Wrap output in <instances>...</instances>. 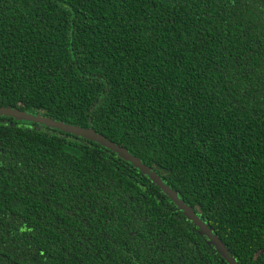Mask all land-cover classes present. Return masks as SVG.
<instances>
[{
  "label": "trees",
  "instance_id": "obj_1",
  "mask_svg": "<svg viewBox=\"0 0 264 264\" xmlns=\"http://www.w3.org/2000/svg\"><path fill=\"white\" fill-rule=\"evenodd\" d=\"M0 107L93 129L264 264V0H0ZM0 264L227 262L116 153L0 115Z\"/></svg>",
  "mask_w": 264,
  "mask_h": 264
},
{
  "label": "water",
  "instance_id": "obj_2",
  "mask_svg": "<svg viewBox=\"0 0 264 264\" xmlns=\"http://www.w3.org/2000/svg\"><path fill=\"white\" fill-rule=\"evenodd\" d=\"M0 115L9 116L16 120H25L47 127L55 128L60 131L83 137L116 153L125 161L131 163L140 172L146 175L154 184H156L177 206V208L199 229V231L208 239L215 250L224 258L227 264H238L234 257L230 255L224 244L213 234L212 230L204 221L194 212V210L182 200L178 194L166 184L162 178L148 166L144 165L138 158L132 156L126 149L118 146L104 136L97 134L93 129H87L75 125H70L61 121L39 115L32 114L19 109L0 107Z\"/></svg>",
  "mask_w": 264,
  "mask_h": 264
},
{
  "label": "snow or ice",
  "instance_id": "obj_3",
  "mask_svg": "<svg viewBox=\"0 0 264 264\" xmlns=\"http://www.w3.org/2000/svg\"><path fill=\"white\" fill-rule=\"evenodd\" d=\"M230 3H233V4H234V3H235V0H230ZM246 62H247V61H246ZM66 211H67V213H68L69 215H71V214L75 211V209H66ZM109 215H111V212L109 213ZM139 222H140V221L138 220V221H137V224H139ZM145 222H146V221H145ZM21 231H23V229H21ZM137 233H138V228H136L135 230H133V232H132V236L135 237V236L137 235ZM72 235H73V233H69V239L72 238ZM113 239H114V238H113ZM149 244L154 245V241L149 242ZM115 246H116V247H119V244L117 243V244H115ZM139 247H146L145 242L141 241ZM30 248H31V246L29 245V246H28V249H25L24 251L26 252V251H28ZM40 255L43 256L44 253H43V252H40ZM80 260H81V261L84 260V254H81V256H80Z\"/></svg>",
  "mask_w": 264,
  "mask_h": 264
}]
</instances>
